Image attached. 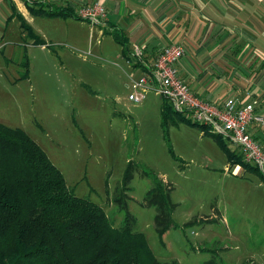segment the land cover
Listing matches in <instances>:
<instances>
[{
  "label": "rangeland",
  "instance_id": "374dc122",
  "mask_svg": "<svg viewBox=\"0 0 264 264\" xmlns=\"http://www.w3.org/2000/svg\"><path fill=\"white\" fill-rule=\"evenodd\" d=\"M7 12L1 3L0 123L23 130L72 194L100 206L115 227L130 214L133 229L160 261L264 264V186L258 173L231 163L208 134L172 112L163 127L165 102L157 93L148 90L137 104L127 100L126 85L141 75H132L109 35L94 32L80 45L56 44L59 38L46 24L49 47H41L15 19L7 21ZM82 32L87 37V29ZM127 163L133 171L122 210L111 196ZM153 176L169 183L174 205L172 225L160 238L154 207L143 204Z\"/></svg>",
  "mask_w": 264,
  "mask_h": 264
},
{
  "label": "trees",
  "instance_id": "16d2710c",
  "mask_svg": "<svg viewBox=\"0 0 264 264\" xmlns=\"http://www.w3.org/2000/svg\"><path fill=\"white\" fill-rule=\"evenodd\" d=\"M35 11L45 16L81 18L68 7ZM20 20V28L33 39L32 43L44 44ZM109 35L128 57L126 38L116 30ZM22 65V77H26L25 56ZM162 100V126H166L168 112L181 122L197 126L202 135L208 134L221 147L231 163H240L258 173L264 186V174L244 162L240 153L230 150L224 138L184 118ZM132 171V165L127 163L111 196V203L118 209L126 210ZM143 175L149 173L143 171ZM152 179L143 204L154 207L153 225L160 238L172 225L170 212L174 205L169 183L155 176ZM124 218V224L115 227L100 206L67 189L60 171L23 130L0 123V264H178L176 260L156 259L144 236L133 229L134 218L128 213ZM241 264L256 263L246 260Z\"/></svg>",
  "mask_w": 264,
  "mask_h": 264
},
{
  "label": "crops",
  "instance_id": "0c3cea01",
  "mask_svg": "<svg viewBox=\"0 0 264 264\" xmlns=\"http://www.w3.org/2000/svg\"><path fill=\"white\" fill-rule=\"evenodd\" d=\"M7 1L0 0L8 11L7 21L15 19L20 28L22 18L43 40L44 44H36L41 47H49L46 24L56 32V44L66 41L74 46L94 32L100 38L113 30L120 32L126 38L128 57L121 50L120 55L134 76L152 67L159 47L180 44L184 54L175 64L177 75L195 95L214 104L230 97L237 102L252 100L264 117V0ZM95 1L105 12L102 24L35 11L68 7L76 13ZM86 29L87 37L82 32ZM134 46L141 49L138 58L131 55ZM247 130L264 151V123H251ZM233 151L240 153L234 147Z\"/></svg>",
  "mask_w": 264,
  "mask_h": 264
},
{
  "label": "built area",
  "instance_id": "2783aa9c",
  "mask_svg": "<svg viewBox=\"0 0 264 264\" xmlns=\"http://www.w3.org/2000/svg\"><path fill=\"white\" fill-rule=\"evenodd\" d=\"M77 14L91 24H102L105 16L102 5L97 1L81 6ZM140 54V47L134 46L131 55L138 58ZM183 54L180 44L169 43L159 47L152 67L126 85L129 88L127 100L137 104L148 90L157 93L168 101L175 112L230 142L240 152L244 162L264 174V151L247 130L251 123H264V117L255 109L254 101L237 102L230 97L214 104L199 98L177 75L175 64Z\"/></svg>",
  "mask_w": 264,
  "mask_h": 264
}]
</instances>
